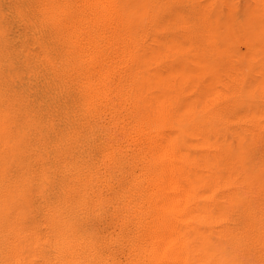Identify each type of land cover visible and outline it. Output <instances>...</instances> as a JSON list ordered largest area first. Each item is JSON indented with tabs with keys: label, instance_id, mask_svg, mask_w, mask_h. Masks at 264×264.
Returning a JSON list of instances; mask_svg holds the SVG:
<instances>
[{
	"label": "rangeland",
	"instance_id": "rangeland-1",
	"mask_svg": "<svg viewBox=\"0 0 264 264\" xmlns=\"http://www.w3.org/2000/svg\"><path fill=\"white\" fill-rule=\"evenodd\" d=\"M6 1L7 2H5V0H0V2H3V3H0V17L2 16L1 12L7 7L5 5H8V0ZM118 1L119 0H110L109 2L111 3V6L109 10H107L106 12L100 13V14L99 13L95 14L93 18L91 17V26H92L91 28L94 29V32L92 29L90 38H92L94 42H100L98 43L100 47H97L95 49L97 51V52L95 51V54L97 55L100 52L107 57L109 56L108 54H110V56L112 55L111 58L109 56L107 59L108 68L106 69V71H102L101 73V77H104V78L106 77V80H105L106 83L104 84L105 85L107 84V86L105 85L103 86L102 88L103 90L99 96H100V99L103 100V102L105 100L106 107L104 105H102V107L100 106L98 108L99 111H96V113L101 114L100 116L102 117V119L103 118L109 119L107 117L113 116L112 114H114V117L117 116L118 114H119L118 116L124 115L123 119L129 122L131 119H128L129 121L125 119L128 111L126 112L127 109L124 108V106L126 105L128 106L129 100L125 102L126 99L124 96L130 87L137 88L136 82L138 81L140 83L139 84L137 82L138 85L147 84L146 86L149 92H151L153 97L157 100V103H159V106L162 107L166 103L167 106L166 107L163 106L164 108L162 107L160 109L161 110L166 109L167 110L166 112L168 113L170 118H168L169 116H167L165 113L164 115L166 116L165 117L166 120L163 119L164 117L162 118L163 115L161 116L160 121H158V117H157L156 120L158 122H156V120L154 119L152 120L144 119L145 121L148 120L149 122L148 123L147 121L145 122L143 120V114H142V116H140L139 118L142 119L143 122L140 119L139 120L135 119L136 121L131 120L130 122L133 123L134 121L135 124L131 123V125L130 124L128 125H130L131 127L132 125H134V127L136 126L137 128L132 127V130H131V127L128 126L130 128V131H128L129 129L127 130V132L126 130L124 131L123 137L128 138L129 135H130L129 137H131L129 139L123 138V140H121L123 151L125 153L124 158H127L126 152L127 154L129 153L128 157L130 158L129 159L123 158L122 160L123 164L121 163V167H116L114 164L112 165V163H109V161L107 160L104 162L105 164L103 165L102 163L96 162L94 165L88 166L87 163H82V162H86L85 160L82 161L78 159V162H77L75 161L77 160L76 158L72 157L73 159H71V157H67L66 159L67 163L69 164L70 163L72 164L73 162H76V163H74L72 167L70 164L71 168H66L68 169L69 177L64 176L65 179L63 178V181H62L58 177V174L54 173L51 165L47 166L46 164H43L44 167L41 168L43 165H37L35 161L31 163V162L26 161L27 159H25L23 162L22 158H19L21 156L19 155L21 151L18 150L19 148L16 147L15 144H14L15 146H13V142L10 141L9 136L7 135L9 132H11L12 134L11 137L17 136L18 137L17 139H20L22 145L26 147L25 151L30 149L31 145L34 144L32 134L34 133L35 135L39 136V129H41V126H39V123H35L37 120L35 119L34 116L31 115V111L28 112V110H23V109H22L23 111L22 110H20V112L18 111L17 113L18 117L19 116L21 117L23 114V120L20 122L18 121L20 120V117L19 119H17L18 117L14 114V111L11 112L9 109L7 110L5 106L0 107V110H1L0 111V123H2V125L0 124L1 125L0 126V149H1L0 150V165H2L0 167V192H1L0 193V227L2 226L0 228V264H8L10 257L13 255V252L15 250H19L21 252L23 260L25 261L35 260V258L38 259V256L40 254V248H44L45 244L49 243L47 242V240H50L51 236L57 239H60L61 237H65L66 240H69V241L74 240L75 243L79 245L85 244V241L88 240L87 238H90V237L93 238L95 231L98 230L97 223L99 222V219L100 221H104L103 215L106 214L107 210L109 209L108 207H112V205L114 206L115 203L116 204L118 203V200L116 197L119 196V193L121 191L117 189L118 182L120 180L119 176H121V172L128 171V173L124 172V180H123V181L126 180L125 183L128 182L126 183L128 184L127 187H129V185L133 184L134 182H140L141 181L140 177H143L146 173L148 174L150 173L147 171L154 170V172H156L158 170L159 172V168H157V166H159L158 159L160 158V155L158 154L160 152L163 153L164 151L166 152V155L167 154L169 155L170 153L171 155V156L169 155L170 157H174V156L178 157V158L174 157L175 158L174 161L177 160L176 161L177 163L174 162V166H177L179 162L181 165L179 164L178 165L179 167L177 166L179 170L176 168L177 171H174L173 173H171L172 178L170 179V181H168V183L170 182L171 183L168 184L165 181L166 186L164 183L163 185L166 188L167 185L175 184V186L174 185L173 186L175 187L176 192L174 189V191L172 190L174 193L173 192L172 193L174 194L176 198L179 197L182 200V201L181 200L179 201L180 204H178V212H180L183 206H184L183 208H185L186 206L185 200H188L186 202L187 206L191 205L192 208L187 207L189 212H187L188 214L186 213L187 215L185 216L189 220L185 217L187 219L186 221L187 224L186 222L183 224V221H182L183 219H181L183 216L179 215L180 219L178 218V216H176V219H179L180 222H178L179 220H173V225L175 226V228L174 227L169 228V227H166V225H168L169 223L166 224V223H163L162 221L159 222L157 217H155L156 215L153 216V214L157 213V210L155 211V208H153L154 210H152V207L154 206H152L153 203H151V201L149 200V197L150 199L152 198L151 197L152 193L150 192H152V190L154 189L155 191L156 189L161 190L164 187L160 188L161 187L160 186L158 188L156 184L158 183L159 185H162V184L160 182L157 183L156 181H154L156 178L155 174L152 173L154 176L152 174L151 175L149 174L151 177L148 174H146L149 177L148 176H144V177L145 178L147 177L148 179L151 178L154 181V186L156 185L157 187L155 186L156 188L154 187L152 189L151 186L153 185V181L149 179V181H151L150 182L152 184L151 185L149 184V181L147 178H146L147 180L144 177H143L144 179L141 178L143 179V181H146V184H148V186L151 185L149 188L148 186L143 184L145 186V189L143 188L144 186L142 188L144 189L145 192L142 191L143 193L141 196L142 197L144 196V199H141L142 197L139 198L143 201V202L141 201L142 203L140 202L142 206L141 209L144 207L145 210L143 212L147 210L146 211L147 213L146 212L145 214L141 213L140 214L141 216L137 220L130 221V223H128L129 225L127 224L125 228L124 237L126 238L125 241L127 244V249H126V254L124 255V257L127 259L125 260L126 264H136V262L138 261L134 259L132 260L133 252L134 250L136 251L135 248H139L141 251L145 253V254L142 253L138 249L139 252L142 253V254L140 253V260H143L142 262L143 264H147V263L148 264H154V263L160 264V262H158L160 258L156 257L155 254L157 252L158 254H160L159 252L160 249L158 247L160 244L158 243H161V242L167 243L166 239H169L168 241L171 244H174L176 240H179L181 242V245L187 244V246L184 245L185 248H182V249H181L182 246L181 247L179 246L180 245L179 241H177L176 244H174V245L179 244L178 248L180 247V250L184 249L183 250L184 254L188 256L187 261H185L183 264H244L245 262H246L245 264H264V203H261V202H264V160H262L264 159V145H262V143H264V96H262L264 95V72H262L264 71V52H262L264 51V44H261V43H264V38H262L264 37V34H262V31H259V29L264 28V23H261V21H264V19L261 18V15H264L262 14V12H264V0H258V1L256 0L258 4L256 1L253 2L251 0H237L236 3H235L236 0H219V1L215 0L216 2L214 0H197V1L196 0H180V2L178 0H141V1L140 0H122L121 3L120 1L119 2ZM195 1L197 3L199 1L200 2L197 4ZM211 1L213 5H211L212 4ZM194 3L197 4V5L195 4L196 6H199V9L198 7L193 5ZM215 3L217 4L220 3V4L218 6ZM254 3H256V5ZM259 3H260V6H259ZM189 4H190V7H189ZM234 5H237L238 7ZM253 5L257 7L256 9L259 11V13L261 12V14H258V15L256 14L257 11H254L256 9L253 10ZM191 7L192 8L194 7V8L192 9ZM195 7L198 9V12L205 11L204 15H203V12L202 13L199 12L200 14L203 15V17L202 15L200 16V14L197 12ZM235 7L236 8L240 7V9L235 10ZM176 8H177V11H176ZM206 8H208L209 11ZM221 9L223 13L225 12L224 17H221L223 16ZM210 10H212V12H210ZM191 11L194 12L196 16L199 14L198 17L200 16L201 18H198V17L194 18L195 15H192ZM234 12L238 13V15L237 16L234 15ZM189 14L192 15L193 18ZM206 14L212 15V16H209L212 18L210 19L208 15L205 16ZM259 15L260 17H257ZM189 16L191 18H189ZM204 17H207V18H204ZM230 17H231V20L229 19ZM258 18H261L262 20L261 19L258 20ZM190 19H192V22L194 20V23L197 24L195 25L194 23H192V25L194 24L195 27L191 25ZM204 19L206 20V23ZM97 24H100L99 28H101V31L96 29V27H98ZM186 24H189L191 26L187 25L186 27ZM201 24L204 26H201ZM234 24L235 25L237 24V26H234ZM239 24L243 25V26H240L241 28L242 27L246 28V29L245 28L243 29L245 33L240 30L241 28L239 27ZM181 25H182V28H181ZM230 26H232L233 28ZM237 27H239L240 29ZM177 28H180V30L179 29L177 30ZM202 28H204V30ZM232 29H234V31L236 30L239 32V35L236 34L238 32H235L237 37H234L235 34L233 33L234 31L232 32ZM188 30H193L194 32L188 31ZM95 31H96V34H95ZM258 31L260 32L262 36L257 33ZM151 32H154V33H151ZM195 33L196 34L198 33L197 34L198 37ZM199 33L200 34L202 33L205 36L200 35L199 37ZM232 33H233V37L237 40V41L233 40L232 43L234 42L233 45L235 47H238L239 50H241L239 51L241 55L238 52V49L235 48L230 42L232 39H234L232 37ZM257 36H258V39L260 38L261 40H258ZM238 37H241L242 40L240 38L238 40L237 39ZM26 39L25 37H23V39H21L22 41H20L21 43L18 44V47L15 50V53H13L15 54L14 60L12 57H7L8 55L6 54L5 56H3L4 59L0 60V76L7 77L6 81L8 80V78H12L17 83L23 84L24 79H26L27 76H29V73L33 71L34 69V67H32L33 61L40 54L41 48L39 47V45L35 44V42L29 40V38L28 40ZM254 39L257 40V42H254L255 41ZM205 41L206 42L208 41V42L203 44V42ZM240 41H243V42H240ZM227 43L229 46L227 45ZM229 43L231 44V46ZM242 43L245 46L242 45ZM163 44H164V48H163ZM160 45H162V47ZM224 46L225 48L228 47V49H230L232 46L233 48L227 52L226 50L228 49L221 50L224 48ZM206 47L208 48L206 49ZM160 49L164 50L162 51L164 53L163 58L159 56L160 54L159 52H161ZM233 50H236L239 54L237 55V52H232L233 55H231V51ZM36 51L38 52L35 53ZM222 51L223 53H226V54L228 53L226 56H228L229 54L230 55L226 57L225 54H221ZM208 52H211V53L209 54ZM221 55H223L226 58H230V59L233 58L232 56H235V60L234 58L232 59V61H230V59L221 58L222 59L221 61L220 59ZM239 55L240 57L243 56V58L241 59ZM164 57L166 58V61ZM255 57L258 59H255ZM236 58L237 59L240 58L238 60H240L241 62L238 61ZM253 58L254 60L253 62H251L252 61L251 59ZM16 59H18L19 62H17ZM223 59H225V61ZM219 60L221 61L222 64H224L225 68L226 67L229 68L231 67L230 65H232L231 67L232 69L229 68L231 69V71L228 70L226 72L228 68L225 69L223 65H221ZM227 60H229L232 63L229 64L230 62ZM247 61H250V62H247ZM225 64H229V66H226ZM132 65L134 66V69L135 68L139 69L137 71H140L141 69L140 71L141 73L135 70L136 75L134 76H136V79H134L135 77L132 75V73L135 74V72L132 71L134 70ZM234 65L236 69L234 68ZM255 66H257V69ZM131 67L132 69H130ZM218 67H220V69ZM115 68H117L116 71H115ZM221 69L223 71H220ZM224 71H225V76L227 75L226 73H229L230 71L227 77L231 73L232 74L229 77L235 76L233 80L231 77L230 79L231 81H234V79L238 77L236 80L237 82L238 81L239 82L237 83L235 80L237 85L235 84V82H229L230 80H227L229 78L224 76ZM234 71L239 72V74ZM2 72H5L6 76L1 75ZM27 72L28 74H26ZM137 73L140 75H137ZM125 79L127 80L125 81ZM129 81H131V83ZM0 83H2V80L0 81ZM227 84L229 87L227 86ZM239 84H240V87H238ZM193 86H196V87H193ZM138 88H139L137 89L138 93H137V90L134 91L135 94H138L136 98L140 95L142 91V89L140 88H143V87L138 86ZM234 88H236L235 92H233L234 90L233 91L231 90ZM117 89L119 90V93ZM224 89H228L230 93H228V90L225 91ZM237 89H240V90H237ZM223 91H225L226 93ZM216 92L217 93L219 92V93L216 95L215 94ZM230 94L232 95V97ZM214 95H215V98L213 97ZM176 96L179 98H176ZM216 96L220 98V100L217 99ZM123 98H124V101H123ZM223 98H225V100ZM128 99L130 98L128 97ZM212 100H214V102H218L222 100L221 103L222 102L223 103L222 104L220 103L221 104L220 105L218 102V106H216L217 103L216 104L214 103L216 106L214 109ZM210 103H211V106L213 107L209 105ZM208 106L209 108H211L210 109L211 111L209 110ZM203 108H206V109L204 110ZM257 108H259L260 110ZM168 110L171 111V113ZM119 111L120 112L122 111L121 112L122 114ZM105 115H107V117ZM14 116H16V118ZM121 116L119 117L120 119L122 118ZM1 118H3V121ZM116 118L117 120H120L118 117ZM237 119L241 124H239V122H236ZM241 119H243L242 121L245 123V125L243 122L240 121ZM161 120L165 121L166 123H164ZM247 120L248 121L250 120L249 124ZM13 121H16V122H13ZM137 122L143 125L141 126ZM154 122L157 126H160L161 124H165V127L167 126L166 134L169 135V138L167 141L159 139V141L156 142L157 145L152 144L153 143L152 141H151V144H147V143H150L148 142L150 141L149 140L150 138L143 135L147 133L150 134V131L152 130L150 127L154 126ZM172 122H174V124ZM236 123L239 125H236ZM144 124L147 125L146 129L143 128L144 126L146 127V125ZM149 124L151 126H148ZM241 125H242V128H241ZM251 125H253L254 127ZM138 127L140 129V132L138 131L139 130ZM155 127L153 128L156 129ZM7 128L9 129V131ZM135 129L136 130L138 129L137 130L138 133L137 132L134 133L136 131ZM143 129L145 131H143ZM3 132H4V135H3ZM125 132L127 133V135ZM130 133H132V136ZM140 133L143 135L144 138L141 136ZM138 134L140 135V139L143 140V141L139 140V142H142L140 144L141 146H144L146 150L144 149V147L143 148L141 147L140 149L141 150L143 149L142 150L143 152L149 151L146 153H150L151 157L153 156V154L154 156L155 154L159 156L158 159H157L158 156L152 157V159L154 158L155 160H157L156 161L157 163L155 162V160H152L154 162L153 166H151V164L153 163L149 161L151 159H148L149 158L148 154L144 153L145 155H143V152L139 149L140 151L138 150V154L139 152H141L142 154L141 155L139 154V157H138V154L137 155L135 154L136 151L133 150L134 149L133 145L135 144L134 143L132 144V141L131 143H129V140L130 139L132 140L133 135H138ZM151 138L153 140H156L157 136L155 137L151 136ZM170 140L171 142L168 143V141ZM39 141H41V139ZM164 142H167L168 144ZM170 143H172L173 146H171ZM158 144L160 147H158ZM163 144H167L169 147L171 146L175 151V152L173 151L175 155L172 156V154H174L173 152H169L168 150L166 151L167 148L165 149L166 146L163 147L164 146ZM201 144L204 145V148H201L203 147ZM151 145H153L155 149ZM130 146L132 148H130ZM199 146L201 147L199 148ZM3 148H5L7 151L12 152V154L17 155L15 156L17 157L16 158L17 162L22 163L23 166L24 165L27 166V167L24 166L25 168L24 172L26 170L25 173L23 172V170H22L23 173L21 174L15 171L16 179L11 178L12 176L8 177L9 171H6L4 166L6 165V160L10 161V158L3 154L2 152ZM108 148L106 147V150L104 151L102 150V153L105 155L114 156L116 152L118 151V148H116L115 146H110ZM156 149L159 150L160 152L158 151L159 153L158 152L156 153L157 151ZM130 150H131V153L133 152L132 154H135L133 155L134 156L133 160H132V155L130 154ZM171 150L172 149H170V151ZM152 151L153 152L155 151V152L153 153ZM151 153L153 154L151 155ZM10 157H13V156H10ZM161 158H163L162 155H161ZM164 158H166V156ZM79 160L82 162H80ZM127 161L131 167L133 165L132 169L129 165L128 166L125 165ZM136 162H138L139 164ZM140 162L144 165L145 169L148 168L147 171L143 168H140L141 167ZM148 162H150L149 163L150 165L148 164ZM29 163L31 164L29 165ZM61 163H59V165L62 167ZM67 163L65 162V164ZM146 163H147V166H146ZM135 164L139 165L140 167L138 166L137 168V165L135 166ZM97 165L99 166V168L97 167ZM134 166L136 169L134 168ZM150 166L152 168H150ZM125 168L127 170H124ZM139 168H140V171L138 170ZM129 169H131V171ZM34 170L36 173L34 172ZM143 170H145V172ZM142 171L144 173L142 174L139 173ZM178 171L181 173L179 174ZM135 172H138V173H135ZM158 172H156V175H159ZM68 173L66 172V175ZM130 174H132L133 176ZM135 174L137 175L140 174L139 178L131 179L130 176L134 177ZM18 175L20 178L18 177L19 179L17 180ZM161 175L163 176L161 180L166 177L164 176L163 173ZM153 177L155 178L153 179ZM1 178L3 179V181H1ZM55 178L57 182L59 180L61 184H64L63 189L62 187L61 189L59 188L61 184H58L57 187H55L57 184V182L55 183L56 181L54 180ZM67 179H69L70 182H68L69 180ZM159 180L160 179L158 178V181ZM5 181L7 182L9 181L8 184H6L7 182ZM26 182H27V186L25 184ZM36 182L38 183L36 184ZM73 182L75 183L73 184ZM212 183H213V186H211ZM219 184L221 187L217 186ZM65 186H68V187L65 188ZM127 187H126V191L128 190ZM216 187L219 189L216 190ZM55 188H57V190ZM184 188L187 191H184L183 190ZM53 189L54 191L56 190L55 194L58 192L56 195L53 193ZM244 189L246 192L244 191ZM61 190L63 191L60 192ZM160 190H157V191L160 192ZM181 190L187 193V196H184V198L182 196L184 192L181 193ZM168 191L171 192V189L167 190V192ZM214 191H215V196L213 195ZM3 192H5L4 195H3ZM157 193H153L152 195L156 197V195H158ZM128 196H127V200L129 198ZM158 197L160 196L158 195L155 198L157 202H158V199H157ZM189 197L191 198L190 200H189ZM118 199H120V197H118ZM153 199L151 200L153 201ZM190 201L195 202V203L190 204L189 203ZM126 203L129 204L128 201H126ZM34 204H36L35 207H34ZM128 204H126V206ZM145 205L148 209L145 207ZM240 205H242L243 207ZM35 211L37 212V214ZM148 211L150 212L148 213ZM239 211H241V214ZM236 212L238 213L236 214ZM149 214L151 218L148 217ZM233 215L236 216V218L238 217L239 219L235 220L236 218H233ZM238 215L244 216V218ZM143 216L145 217L142 218ZM227 216L229 217L228 219H227ZM154 217H155V220L157 219L156 221H158V224H155L156 221L151 222L152 220H154ZM202 218H205L206 220H203ZM230 219L233 221L231 222ZM243 219H246V220H243ZM139 220L141 222H139ZM241 220L242 222L240 223L239 221ZM205 221L209 226L205 223ZM211 221L212 223L210 224ZM244 221L246 224L244 223ZM215 222L218 225V228ZM151 223L155 225H151ZM185 224L189 225V227L185 226ZM152 226H155V227H152ZM140 227H142L144 230H145V227H147L146 229L148 230H145V231H148V233L144 232L143 229ZM17 228L21 230V232ZM150 228L153 229L152 234L155 233L153 236L150 232L151 231ZM23 231H25L26 234H23ZM164 231H165V234H164ZM30 232H32L33 234ZM149 232L152 236V237L149 236L150 240H153V242L148 240ZM166 232H168L167 237H165L167 234ZM138 233L140 234V236L142 234L144 236H141L142 238L140 239L139 238L140 236ZM161 233H163V235ZM237 233L239 234V236ZM197 234H199L200 236ZM217 235H219L220 237ZM240 235L243 237H241ZM234 236L240 237L237 239L242 240V242L240 243V241L238 240L236 241L235 240L236 238ZM232 237L235 238L234 239L236 241L235 243H234V240L232 241L233 239ZM143 238H146V240ZM163 238H165V242L162 241ZM176 238H179V239H176ZM129 240H131V242ZM13 241L15 242V244H13L14 243ZM148 241L150 243H148ZM172 241L174 242L172 243ZM230 241H232V243ZM132 242L134 244H132ZM228 243L230 244L228 245ZM152 245H154L155 247ZM230 245L232 246L234 245V246L230 247ZM156 246H157V249L159 250L156 249ZM238 248L239 249L241 248L243 253L241 249L237 250ZM155 249L157 250L156 252H155ZM144 250L147 252L150 251V253L149 252L146 253ZM131 251L133 252L131 253ZM7 252H9V254ZM150 254H153L154 257L158 259V261L155 260L153 255H150ZM140 260H139V263L142 264ZM139 263L137 262V264ZM177 264H180V263H177Z\"/></svg>",
	"mask_w": 264,
	"mask_h": 264
},
{
	"label": "bare ground",
	"instance_id": "bare-ground-1",
	"mask_svg": "<svg viewBox=\"0 0 264 264\" xmlns=\"http://www.w3.org/2000/svg\"><path fill=\"white\" fill-rule=\"evenodd\" d=\"M110 0H8V5H5L7 6L2 12V16L0 17V60L1 59H4L3 56L8 55L7 57H12L13 60H14V57H15V50L17 49L18 47V44L21 43L20 41H22L21 39H23V37H25V39L28 37L29 40L35 42V44L39 45V47L41 48V51H40V54L37 56V58L33 61V66L34 69L33 71H31L29 73V76H27L26 79H24V82L23 84L21 83H17L16 81H14L12 78H8V80L6 81V78L7 77H2L0 76V81L2 80V83H0V107H3L5 106L7 108V110L9 109L11 112L14 111V114L18 117V111L20 112V110H28L31 111V115L35 117V119L37 120L35 123H39V126H41V129H39V136L35 135L34 133L32 134V137H33V141H34V144L31 145V148L28 149L27 151L26 150V147L24 145H22L20 139H17L18 137L17 136H12L11 132H7L8 136H9V139L11 142H13V146L16 145V147H18L19 151H21L19 153V155H21L19 158H22L23 162L25 159H27L26 161L28 162H36L37 165H43V164H46L47 166H52V169L54 171V173L58 174V177L63 181V178L64 176H67L69 177V173H68V169L66 168H71L72 165L76 162H73L71 164V167H70V164L67 163L66 159L67 157H71V159H73L72 157L76 158L78 162V159L80 160H85L86 162H82V163H87L88 166H91V165H94L96 162L97 163H102L105 164L104 162L107 160L109 161V163H112V165L114 164L116 167H121V163H122V160L124 158V151H123V147H122V144H121V140H123V138H127V137H123V134H124V131L127 130L130 131V128L128 126L131 125L132 122H130L131 120H139L140 116H142L143 114V120L144 119H154L156 120L157 117H158V121H160V118L162 116V118L164 120H166V116L164 115L166 113L167 116L168 113L166 112L167 110L166 109H160L162 108L163 106H167L166 103L161 107L159 106V103H157V100L153 97V95L151 94V92H149L148 88H147V84H143V85H138L137 84V79L136 81V85H137V88L136 87H130L128 89V91L126 92L125 94V102L127 100H129V104L128 106H124L127 112V116L125 119H131L129 122H127L126 120L123 119V116H121L122 120L119 118L120 116H115L114 117V114H112L113 116H109L107 117V115H105L107 118L109 119H102V117L100 116L101 114H97L96 111H99L98 108L102 105L105 106V100L103 102V100L100 99V93L102 92V88L103 86L105 85L104 83L105 80H106V77H101V73L102 71H106V69L108 68V64H107V59L108 57L110 56V54H108L109 56H105L104 54L100 53L99 54H95V49L97 47H100V45L98 43L100 42H94L92 38H90V34H91V30L93 28H91V17L93 18L95 16V14H100V13H103V12H106L107 10H109L110 6H111V3L109 2ZM120 3L122 0H119ZM118 1V2H119ZM141 1V0H140ZM180 2V0H178ZM197 1V0H196ZM195 1V2H196ZM215 1V0H214ZM219 1V0H218ZM217 1V2H218ZM251 1H256V0H251ZM258 1V0H257ZM256 1V2H257ZM5 2H7L5 0ZM200 2V1H199ZM198 2V3H199ZM216 2V1H215ZM237 2V0L235 1V3ZM252 2V3H253ZM0 3H3V2H0ZM149 3V2H148ZM197 3V2H196ZM194 3L193 5L196 6L197 4ZM212 3V1H211ZM6 4V3H5ZM152 4V3H151ZM196 4V5H195ZM217 4V3H215ZM220 4V3H219ZM219 4H217L219 6ZM256 5V3H254ZM258 4V2H257ZM213 5V3L211 4ZM255 5H253V10L256 9L257 7H255ZM151 6V5H150ZM192 6V5H191ZM234 6H237V5H234ZM258 6V5H257ZM259 6H260V3H259ZM4 7V6H3ZM189 7H190V4H189ZM198 7L199 9V6H196ZM195 7V8H196ZM212 7V6H210ZM238 7V6H237ZM255 7V8H254ZM192 8V7H191ZM194 8V7H193ZM192 8V9H193ZM215 8V6H214ZM221 8V7H220ZM169 9V8H168ZM172 9V8H171ZM198 9L196 8L197 12H198ZM208 10V8H206ZM212 9V8H210ZM236 9H240L239 8H236L235 7V10ZM148 10V9H147ZM173 10V9H172ZM214 10V9H213ZM225 10V9H224ZM260 10V9H259ZM176 11H177V8H176ZM190 11V10H189ZM194 11V10H193ZM209 11V10H208ZM222 11V9H221ZM254 11H257L256 14H261V12L259 13V11L256 9ZM261 11V10H260ZM188 12V11H187ZM199 12H203V15L205 14L204 12L205 11H199ZM198 12V13H199ZM210 12H212V10H210ZM238 12V11H236ZM109 13V12H108ZM190 13V12H189ZM196 13V12H195ZM197 13V14H198ZM223 13V11H222ZM221 13V15H222ZM225 13V12H224ZM224 13H223V16L221 17H224ZM106 14V13H105ZM141 14V13H140ZM157 14V13H155ZM191 14L192 15H195V17H198V14L196 16V14H194V12L191 11ZM262 14H264V12H262ZM190 15V14H189ZM192 15H190L192 17ZM202 14H200L201 16ZM202 15V17H203ZM212 16V15H209V14H206L205 16ZM232 15V14H231ZM234 15H238V13H235L234 12ZM233 15V17H234ZM143 16V15H142ZM175 16V15H174ZM189 16V18H191ZM198 17V18H201V17ZM229 16V15H228ZM176 17V16H175ZM257 17H260L257 16ZM188 18V20H189ZM193 18V17H192ZM204 18H207V17H204ZM210 19L212 17H209ZM208 18V19H209ZM261 18L264 19V15H261ZM261 18H258L261 19ZM106 19V17H105ZM161 19V18H160ZM226 19V18H225ZM231 20V17L229 18ZM261 19V20H262ZM134 20V19H133ZM154 20V19H153ZM172 20V19H171ZM175 20V19H174ZM197 20V19H196ZM195 20V21H196ZM205 20V19H204ZM222 20V18H221ZM234 20V19H232ZM101 21V20H100ZM103 21V20H102ZM164 21V20H163ZM173 21V20H172ZM191 21V25L192 23H194V20L192 22V19H190ZM200 21V20H199ZM7 22V23H5ZM126 22V21H125ZM176 22V21H175ZM174 22V23H175ZM189 22V21H187ZM208 22V21H207ZM210 22V21H209ZM236 22V21H234ZM243 22V21H242ZM100 23V22H99ZM102 23V22H101ZM147 23V22H146ZM200 23V22H199ZM204 23V22H203ZM202 23V24H203ZM205 23H206V20H205ZM221 23V22H220ZM261 23H264V21H261ZM124 24V23H123ZM141 24V23H139ZM162 24V23H161ZM179 24V23H178ZM177 24V25H178ZM195 24V23H194ZM194 24L192 26H194ZM201 26H204L202 25ZM238 24V23H237ZM237 24L234 26H237ZM241 24V23H240ZM239 24V27L240 26H243V25H240ZM258 24V23H257ZM256 24V25H257ZM98 27H96L97 30L101 31V28H99V25L100 24H97ZM106 25V24H105ZM104 25V26H105ZM167 25V24H166ZM180 25V24H179ZM187 25L189 24H186V27ZM189 25V26H191ZM197 25V24H195ZM200 25V24H198ZM206 25V24H205ZM209 25V24H208ZM211 25V24H210ZM111 27V25H110ZM164 27V26H163ZM171 27V26H170ZM178 27V26H177ZM195 27V26H194ZM200 27V26H199ZM198 27V28H199ZM232 27V26H230ZM237 27V28H239ZM99 28V29H98ZM124 28V27H123ZM176 28V27H175ZM181 28H182V25H181ZM205 28V27H204ZM204 28H202L204 30ZM233 28V27H232ZM241 28V27H240ZM239 28V29H240ZM245 28V27H244ZM243 27L240 29L241 31L244 32V29ZM261 28V26H260ZM95 29V30H96ZM152 29V28H150ZM180 30V28H177V30ZM201 29V28H200ZM246 29V28H245ZM264 29V28H262ZM262 29H259V31H262V34H264V30ZM202 30V31H203ZM152 31V30H151ZM188 31H193V30H188ZM187 31V32H188ZM234 31V29H232V32ZM240 31V32H241ZM257 32L259 35L260 32ZM93 32H94V29H93ZM175 32V31H173ZM194 32V31H193ZM197 32V31H196ZM235 32H238V31H234L233 33L235 34ZM151 33H154V32H151ZM191 33V32H190ZM233 33H232V37H233ZM245 33V32H244ZM95 34H96V31H95ZM124 34V33H123ZM127 34V33H126ZM178 34V33H177ZM176 34V35H177ZM196 34V33H195ZM198 34V33H197ZM196 34V35H197ZM237 35H239V32L236 33ZM235 34V35H236ZM144 35V34H143ZM188 35V34H186ZM192 35V34H191ZM190 35V36H191ZM195 35V36H196ZM200 35L202 36L203 34L199 33V37ZM234 37H237V35ZM241 35V34H240ZM244 35V34H243ZM257 35V34H256ZM27 36V37H26ZM157 36V35H156ZM163 36V35H162ZM184 36V35H183ZM205 36V35H203ZM262 36V35H261ZM176 37V36H175ZM186 37V36H185ZM192 37V36H191ZM194 37V36H193ZM198 37V35H197ZM231 37V38H232ZM233 37V38H234ZM260 37V36H259ZM28 38L26 40H28ZM122 38V37H121ZM159 38V36H158ZM204 38V37H203ZM227 38V37H226ZM239 38L242 40L241 37H238L237 39L239 40ZM247 38V37H245ZM264 38V37H262ZM150 39V38H149ZM165 39V38H164ZM198 39V38H197ZM201 39V38H200ZM256 39V37H255ZM254 39V40H255ZM257 39H258V36H257ZM226 40V39H225ZM233 40H236L235 38L232 39L230 42L231 44L233 45L232 41ZM253 40V41H254ZM258 40H261L260 38ZM193 41V40H192ZM197 41V40H196ZM201 41V40H200ZM214 41V40H213ZM237 41V40H236ZM198 42V41H197ZM208 42V41H207ZM206 41L203 42L204 43H207ZM239 42V41H238ZM237 42V43H238ZM240 42H243V41H240ZM254 42H257V40H255ZM32 43V42H31ZM110 43V42H109ZM120 43V42H119ZM196 43V42H195ZM236 43V42H235ZM246 43V42H245ZM198 44V43H197ZM230 44V43H229ZM230 44V46H231ZM239 44V43H238ZM241 44V43H240ZM261 44H264V43H261ZM111 45V44H110ZM228 45V43H227ZM242 45H244L242 43ZM162 47V45H160ZM159 46V48H160ZM208 46V45H206ZM229 46V45H228ZM234 46V45H233ZM233 46L228 49V47L221 49V50H224V49H228L226 50L227 52L230 51ZM245 46V45H244ZM235 47V46H234ZM158 48V49H159ZM163 48H164V44H163ZM208 47H206L207 49ZM238 49V52L241 51L239 50L238 47H235ZM119 49V48H118ZM121 49V48H120ZM156 49V50H158ZM236 49V50H237ZM161 50V49H160ZM212 50V49H211ZM236 50H233L231 51V55H233L232 52H237ZM120 51V50H119ZM164 51V50H161V52ZM38 51H36L35 53H37ZM97 52V51H96ZM110 52V51H109ZM115 52V51H113ZM121 52V51H120ZM159 52V51H158ZM161 52H159L160 54H162ZM207 52V51H206ZM237 52V55L240 53ZM258 52V50H257ZM264 52V51H262ZM260 52V53H262ZM105 53V52H104ZM111 53V52H110ZM209 54L211 52H208ZM107 54V53H106ZM158 54V53H157ZM162 58H163V55H160ZM179 54V53H178ZM207 54V53H205ZM221 54H225V56L228 54L226 53H222ZM235 54V53H234ZM254 54V53H253ZM141 55V54H140ZM230 55V54H229ZM228 55V56H229ZM241 55V53H240ZM239 55V57H240ZM35 56V55H34ZM112 56V55H111ZM110 56V58H111ZM115 56V54H114ZM169 56V55H168ZM190 56V55H189ZM223 55L220 56V59L221 58H226V57H222ZM256 56V55H255ZM141 57V56H140ZM208 57V55H207ZM211 57V56H209ZM235 60V56H232ZM231 57V58H232ZM259 57V56H258ZM11 58V59H12ZM33 58V57H32ZM116 58V57H115ZM119 58V57H118ZM128 58V57H127ZM168 58V57H167ZM232 58V59H233ZM241 59L243 58L240 57ZM238 58V59H240ZM252 58V56H251ZM165 61H166V58L164 57ZM214 59V58H213ZM226 59H230V58H226ZM232 59H230V61H232ZM237 59V58H236ZM237 59V60H238ZM255 59H258L255 57ZM261 59V58H260ZM111 60V59H110ZM114 60V59H113ZM225 61V59H223ZM236 60V61H237ZM250 60V58H249ZM253 62L254 58L251 59ZM17 62L18 59H16ZM122 61V60H121ZM120 61V62H121ZM126 61V60H125ZM162 61V60H160ZM159 61V62H160ZM220 61V60H219ZM222 61V59H221ZM220 61V63H221ZM229 61V60H227ZM226 61V62H227ZM229 61V62H230ZM240 61V60H238ZM237 61V62H238ZM260 61V60H259ZM258 61V62H259ZM128 62V61H127ZM139 62V61H137ZM156 62V61H154ZM153 62V63H154ZM241 62V61H240ZM247 62H250V61H247ZM257 62V63H258ZM261 62V61H260ZM4 63V62H3ZM126 63V62H125ZM161 63V62H160ZM224 63V62H223ZM232 62H230L229 64H231ZM235 63V61H234ZM118 64V63H117ZM128 64V63H127ZM134 64V63H133ZM158 64V63H157ZM167 64V62H166ZM229 64H225L226 66H229ZM238 64V63H237ZM236 64V66H237ZM2 65V64H1ZM30 65V64H29ZM221 65H223V67L225 68L224 64L221 63ZM249 65V64H248ZM257 65V64H256ZM133 66V65H132ZM155 66V64H154ZM152 66V67H154ZM164 66V65H163ZM232 67V65H230ZM252 66V64H251ZM31 67V68H32ZM111 67V66H110ZM222 67V69H223ZM229 67V68H231ZM256 69H257V66H255ZM128 68V67H127ZM156 68V67H155ZM220 69V67H218ZM228 67H226L225 69H227ZM227 69L226 72L228 70L231 71V69ZM234 68L236 69L235 65H234ZM262 68V67H261ZM24 69V68H23ZM117 68H115V71H116ZM132 69V67L130 68ZM133 69H134V66H133ZM158 69V68H157ZM163 69V68H162ZM220 70V71H223V70ZM109 70V69H108ZM135 70H139V69H134L132 71L135 72ZM161 70V69H160ZM234 70V69H233ZM251 70V69H250ZM2 71V70H1ZM141 71V69H140ZM140 71H137V72H140ZM229 71V73H230ZM241 71V70H240ZM247 71V70H246ZM234 72H237V71H234ZM250 72V71H249ZM248 72V73H249ZM264 72V71H262ZM141 73V72H140ZM223 73V72H222ZM229 73H226L227 75ZM239 74V72H237ZM236 73V74H237ZM21 74V73H20ZM28 74V72L26 73ZM112 74V73H111ZM232 74V73H231ZM230 74V75H231ZM251 74V73H250ZM1 75H5L6 76V73L5 72H2ZM23 75V74H22ZM132 75H136V72L135 74L132 73ZM137 75H140L137 73ZM207 75V74H206ZM227 75L225 76V71H224V76L227 77ZM229 75V76H230ZM235 75V74H234ZM118 76V75H117ZM221 76V75H220ZM223 76V77H224ZM227 77L229 79L227 80H230L231 77ZM239 76V75H238ZM254 76V75H253ZM108 77V76H107ZM115 77V76H114ZM136 79V76H134ZM139 77V76H138ZM206 77V76H205ZM235 76L232 77V80ZM245 77V75H244ZM169 78V77H168ZM173 78V77H172ZM238 77H236L234 79V81H229V82H235V80L237 79ZM110 79V78H109ZM243 79V78H242ZM240 79V80H242ZM20 80V79H19ZM121 80V79H120ZM127 79H125L126 81ZM132 80V79H131ZM168 80V79H167ZM244 80V79H243ZM21 81V80H20ZM250 81V80H249ZM108 82V81H107ZM131 83V81H129ZM172 82V81H171ZM170 82V83H171ZM221 82V81H220ZM219 82V83H220ZM237 82V80H236ZM235 82V84H236ZM239 82V81H238ZM237 82V83H238ZM244 82V81H243ZM135 83V82H134ZM139 83V82H138ZM165 83V82H164ZM168 83V82H167ZM245 83V82H244ZM133 84V83H132ZM140 84V83H139ZM163 84V83H162ZM200 84V83H199ZM230 84V83H229ZM233 84V83H232ZM234 84V85H235ZM134 85V84H133ZM132 85V86H133ZM222 85V83H221ZM237 85V84H236ZM107 86V84L105 85ZM139 87H143V88H140L142 89L140 95L136 98V96L138 94H135L134 91H136ZM156 86V85H155ZM172 86V85H171ZM228 86V84H227ZM225 86V87H227ZM158 87V86H157ZM156 87V88H157ZM193 87H196V86H193ZM224 87V88H225ZM229 87V86H228ZM240 87V84L239 86ZM236 87V88H238ZM233 88V87H232ZM231 89L233 92H235V89ZM113 89V88H112ZM183 89V88H182ZM194 89V88H193ZM170 90V88H169ZM176 90V88H175ZM225 91L228 90V89H224ZM237 90H240V89H237ZM107 91V90H106ZM118 93H119V90L117 89ZM168 91V90H167ZM223 91V92H225ZM105 92V91H103ZM220 92V91H219ZM218 92V93H219ZM240 92V91H238ZM137 93H138V90H137ZM217 92L215 93L216 95L218 94ZM221 93V92H220ZM226 93V92H225ZM228 93L229 90H228ZM110 94V93H109ZM224 95V93H223ZM231 95V94H230ZM239 95V93H238ZM241 95V94H240ZM258 95V94H257ZM260 95V94H259ZM105 96V95H104ZM135 96V97H134ZM174 96V95H173ZM179 96V95H177ZM176 98H179L177 97ZM184 96V95H183ZM264 96V95H262ZM128 97L130 99H128ZM166 97V95H165ZM215 98V95L213 96ZM217 97V96H216ZM226 97V96H224ZM232 97V95H231ZM239 97V96H238ZM246 97V96H245ZM257 97V96H256ZM136 98V99H135ZM222 98V97H221ZM247 98V97H246ZM261 98V97H259ZM258 98V99H259ZM135 99V100H134ZM209 99V98H208ZM213 99V98H211ZM217 99L220 100V98L217 97ZM225 100V98H223ZM222 99V100H223ZM233 99V98H232ZM235 99V98H234ZM248 99V98H247ZM252 99V98H251ZM255 99V98H254ZM171 100V99H170ZM221 100V101H222ZM250 100V98H249ZM123 101H124V98H123ZM172 101V100H171ZM209 101V100H208ZM213 101V106H211V103L209 104L211 107H213L215 109L216 106H218V102L219 104L221 103V101H218V102H214ZM118 102V101H117ZM165 102V101H164ZM175 102V100H174ZM262 102V101H261ZM102 103V104H101ZM108 103V102H107ZM116 103V102H115ZM170 103V101H169ZM216 106H215V104ZM223 103V102H222ZM221 103V104H222ZM163 104V102H162ZM174 104V103H173ZM220 104V105H221ZM225 104V103H224ZM125 105V104H124ZM161 105V104H160ZM181 105V104H180ZM172 106V105H171ZM224 106V105H223ZM222 106V107H223ZM106 107V106H105ZM176 107V106H175ZM180 107V106H179ZM164 108V107H163ZM173 108V107H172ZM178 108V107H177ZM199 108V107H198ZM202 108V107H201ZM207 108V107H206ZM206 108H203L204 110ZM209 108V106H208ZM207 108V109H208ZM251 108V107H250ZM101 109V108H100ZM103 109V108H102ZM211 108H209L210 110ZM218 109V108H217ZM223 109V108H222ZM256 109V107H255ZM259 109V108H257ZM22 110V111H23ZM165 110V111H164ZM171 110V109H170ZM208 110V111H209ZM219 110V109H218ZM260 110V109H259ZM1 111V110H0ZM102 111V110H100ZM104 111V110H103ZM169 111V110H168ZM211 111V110H210ZM224 111V110H223ZM226 111V110H225ZM120 112V111H119ZM122 112V111H121ZM120 112V113H121ZM171 113V111H169ZM186 112V111H185ZM188 112V111H187ZM228 112V111H227ZM130 113V114H128ZM205 113V112H204ZM224 113V112H223ZM13 114V115H14ZM116 114V113H115ZM122 114V113H121ZM216 114V113H215ZM104 115V113H103ZM175 115V113H174ZM188 115V114H187ZM224 115V114H223ZM240 115V114H239ZM5 116V115H4ZM16 116H14L16 118ZM160 116V117H159ZM173 116V115H172ZM13 117V119H14ZM20 117V116H19ZM19 117L17 119H19ZM118 117L120 120H117ZM186 117V116H185ZM170 118V116L168 117ZM2 121H3V118H1ZM136 119V120H135ZM240 119V118H239ZM16 120V119H15ZM23 120V114L22 116L20 117V120L18 121H22ZM142 121V119H140ZM148 120H146L148 122ZM150 120V121H151ZM173 120V119H172ZM236 120V119H235ZM234 120V121H235ZM243 119H241L240 121H242ZM133 121L132 124H135V122ZM145 121V120H144ZM145 121V122H146ZM156 120V122H158ZM163 121V120H161ZM169 121V120H168ZM250 121V120H249ZM249 121L247 120L248 124H249ZM11 122V120H10ZM13 122H16V121H13ZM140 122V121H139ZM143 122V121H142ZM164 123H166L165 121H163ZM170 122V121H169ZM236 122H239L238 119ZM9 123V122H8ZM138 123V122H137ZM149 123V122H148ZM152 123V122H151ZM174 124V122H172ZM244 123V122H243ZM242 123V124H243ZM2 125V123H0ZM10 124V123H9ZM8 124V125H9ZM32 124V123H31ZM130 124V125H128ZM139 125H141V123H138ZM137 124V126H138ZM153 124V123H152ZM160 124V123H159ZM170 124V123H169ZM232 124V123H231ZM239 124H241L239 122ZM236 123V125H239ZM257 124V123H256ZM0 125V126H1ZM143 125V124H142ZM141 125V126H142ZM146 125V124H144ZM162 125V127H161ZM160 126H157L154 122V126L156 129H154L153 127H150L152 130L150 131V134H143L147 137H149L150 143H146L147 144H151V141L153 142L152 144H156L157 141L160 140H164V141H167L168 138H169V135L166 134L167 130H166V127H165V124H161ZM164 125V127H163ZM233 125V124H232ZM245 125V123H244ZM254 125V124H253ZM251 125V126H253ZM7 126V125H6ZM12 126V125H11ZM28 126V125H27ZM148 126H151L150 124ZM250 126V125H248ZM13 127V126H12ZM128 127V128H127ZM131 127V126H130ZM132 127H134V125H132ZM132 127H131V130H132ZM254 127V126H253ZM252 127V128H253ZM11 128V127H10ZM127 128V129H126ZM134 128H137L136 126ZM142 128V127H141ZM143 128H147V125L146 127L144 126ZM149 128V127H148ZM236 128V127H235ZM240 128V127H239ZM241 128H242V125H241ZM251 128V127H250ZM8 129V128H7ZM139 129V127H138ZM137 129V130H138ZM168 129V128H167ZM262 129V128H261ZM136 130V129H135ZM134 130V131H135ZM133 131L134 133H138V131L140 132V129L138 131ZM188 130V129H187ZM201 130V129H200ZM225 130V128H224ZM252 130V129H251ZM6 131V130H5ZM9 131V129H8ZM143 131H145L143 129ZM148 131V130H147ZM125 132V133H126ZM153 132V133H151ZM259 132V131H258ZM257 132V133H258ZM26 133V132H25ZM29 133V132H28ZM256 133V134H257ZM129 134V133H128ZM131 136H132V133H130ZM141 134V133H140ZM3 135H4V132H3ZM127 135V133H126ZM125 135V136H126ZM143 135L141 134V136L143 137ZM261 135V134H260ZM130 136V135H129ZM131 138V137H129ZM152 137H155L157 136V139L156 140H153ZM219 136V135H217ZM30 137V136H29ZM141 137V138H142ZM222 137V135H221ZM144 138V137H143ZM142 138V139H143ZM260 138V136H259ZM258 138V139H259ZM41 139V141H39ZM147 139V138H146ZM201 139V138H200ZM257 139V141H258ZM126 140V139H125ZM140 141H143L140 139V135H133L132 137V140L130 139L129 140V143H131L132 141V144L134 143L135 145H133L134 147V151H136V155L138 154V150L144 146H141L140 143L142 142H139ZM232 140V139H231ZM260 140V139H259ZM25 141V140H24ZM114 141V142H113ZM145 141V140H144ZM155 142V143H154ZM171 142L168 141V143ZM232 142V141H231ZM159 143V142H158ZM164 143H167V142H164ZM167 143V144H168ZM261 143V142H260ZM15 144V145H14ZM146 144V145H147ZM162 144V143H160ZM167 144H163L166 149V151L168 150L169 152H173L174 149L171 147L173 146L172 143H170V147L167 145ZM232 144V143H231ZM109 145V146H108ZM157 145V144H156ZM202 145V144H201ZM262 145H264V143H262ZM110 146H115L116 148H118V151L116 152V154L114 156H111V155H105L102 153V150H106V147H110ZM153 147V145H151ZM203 147L199 146V148H204V145H202ZM259 146V145H258ZM261 146V145H260ZM29 147V146H28ZM158 147L159 144H158ZM209 147V146H208ZM262 147V146H261ZM130 148H132L130 146ZM154 148V147H153ZM198 148V149H199ZM145 149V147H144ZM155 149V148H154ZM158 149V148H157ZM156 149V150H157ZM163 149V150H165ZM170 149H172L170 151ZM1 150V149H0ZM109 150V148H108ZM114 150V149H113ZM132 150V149H131ZM131 150H130V154L132 155V160L134 159V156L135 154H132L131 153ZM132 150V151H133ZM141 150V149H140ZM139 150V151H140ZM143 150V149H142ZM141 150V151H142ZM146 150V149H145ZM162 150V151H163ZM176 150V149H175ZM128 151V150H127ZM159 150L156 151V153L158 152ZM202 151V149H201ZM213 151V150H212ZM2 152L4 155L8 156L10 158V161H7L6 160V165L4 166L6 171H9V175L8 177H11V178H15V171L18 172V173H23L24 172V166L27 167L26 165H22V163L20 162H17V155L15 154H12V152L10 151H7L5 148L2 149ZM107 152V151H105ZM114 152V151H113ZM143 152V151H142ZM146 152H149V151H146ZM146 152H143V155H145L144 153ZM153 152V151H152ZM155 152V151H154ZM153 152V153H154ZM160 152V151H159ZM158 152V153H159ZM165 152V151H164ZM164 152H160L158 155H160V158L158 155L151 153V155L153 154L154 157L158 156L157 159L159 161V166H157V168H159V172L158 170L156 172L159 173V175H156V172H154V170H151V171H147V163H146V168H144V165L142 166L140 164L137 165L135 164V166L137 165V168L138 166L140 168H143L145 169L147 172H150L149 174L151 175L152 173L155 174V177H153V179L155 178L154 181H156L157 183L160 182L162 185H159L156 184L158 186V188H162L164 187L163 183L165 184L166 186V183H168V181H170V179L172 178V174L174 171H177L176 168L177 166L180 164H177V166H174V156L175 155V151L173 152L174 154H172V156L174 157H170V153L169 155L167 154L166 155V152L164 154ZM214 152V151H213ZM253 152V151H252ZM260 152V151H259ZM258 153V152H257ZM24 154V155H22ZM107 154V153H106ZM114 154V153H113ZM129 154V153H128ZM127 154L126 152V156L127 158H124V159H129L130 157H128L129 155ZM139 154L141 155L142 153L139 152ZM139 154H138V157H139ZM148 154V159H151L149 160L151 163V166L154 165V162L152 160H155L154 158L152 159V157L150 156V153H146ZM164 154V156H163ZM161 155L163 158H161ZM257 155V154H256ZM10 156H13V157H10ZM166 156V158H164ZM260 156V155H259ZM30 157V158H29ZM151 157V158H150ZM169 157V158H167ZM255 157V156H254ZM258 157V156H257ZM262 157V156H261ZM15 158V159H13ZM29 158V160H28ZM137 158V157H135ZM147 158V157H145ZM178 158V157H176ZM182 158V157H181ZM184 158V156H183ZM164 159V160H163ZM257 159V158H256ZM261 159V158H260ZM5 160V159H4ZM264 160V159H262ZM63 161V162H62ZM68 164H65V162ZM137 161V160H136ZM143 161V160H142ZM147 161V160H146ZM157 160H155L156 162ZM182 161V160H180ZM184 161V160H183ZM62 162V163H61ZM135 162V161H133ZM145 162V161H144ZM148 162V164L150 163ZM27 163V162H26ZM29 163V165L31 164ZM59 163H61L62 167L59 165ZM138 163V162H136ZM157 163V162H156ZM177 163V162H176ZM184 163V162H183ZM192 163V162H191ZM123 164V163H122ZM139 164V163H138ZM100 165V164H99ZM126 166L129 165L128 161L127 163L125 164ZM150 165V164H149ZM148 165V166H149ZM181 165V164H180ZM184 165V164H183ZM2 165H0L1 167ZM69 166V167H68ZM124 166V165H123ZM130 166V165H129ZM134 166V168H135ZM150 166V168H152ZM189 166V165H188ZM191 166V165H190ZM251 166V165H250ZM15 167V168H14ZM32 167V166H30ZM37 167V166H36ZM39 167V166H38ZM44 165L41 167L43 168ZM97 167L99 168V166L97 165ZM131 167V166H130ZM179 167V166H178ZM234 167V166H233ZM232 167V168H233ZM236 167V166H235ZM74 168V167H73ZM106 168V166H105ZM133 168V165L131 167V169ZM140 168L138 169L140 171ZM197 168V167H195ZM11 169V170H9ZM30 169V168H29ZM33 169V168H32ZM47 169V168H46ZM45 169V170H46ZM49 169V167H48ZM128 169V167H127ZM126 168L124 170H127ZM131 169H129L131 171ZM136 169V168H135ZM134 169V170H135ZM178 169V168H177ZM200 169V167H199ZM226 169V168H225ZM23 170V172H22ZM121 170V169H120ZM142 170V169H141ZM145 170H143L145 172ZM150 170V169H149ZM179 170V169H178ZM227 170V169H226ZM232 170V169H231ZM47 171V170H46ZM133 171V170H132ZM139 172V173H144V172ZM26 172V170H25ZM24 172V173H25ZM35 172V170H34ZM66 172L68 173L66 175ZM126 172V171H124ZM124 172H121V176H119V182H118V188L120 191L119 193V196H117V200H118V203L114 204V206L112 205V207H108L109 209L107 210L106 214L103 215L104 217V221H100L99 219V222L97 223V228L98 230L95 231V234L92 237L90 238H87L88 240L85 241V244L83 245H79V244H76L74 240H66L65 237H61L60 239H57V238H54L51 236L50 240H47V242H49L48 244L46 243L45 244V247L44 248H40V254L38 256V259L35 258V260H29V261H25L23 260V257L21 255V252L19 250H15L13 252V255L10 257V260L8 262V264H126L125 260H127L124 255L126 254V249H127V244H126V238L124 237L125 234H124V231H125V228L127 226L128 223H130V221H134V220H137L141 215V213H144L143 212L145 210V208L143 207L141 209V203L143 202L141 199H144V196L142 197V191H144L145 189V186H148V184H146V181H143V179L145 178L144 176H148V175H144L143 177H140V180L143 182H134L133 184H130L129 187L128 182L125 183L124 180ZM161 172V173H160ZM179 172V171H178ZM233 172V171H232ZM17 173V174H18ZM36 173V172H35ZM123 173V174H122ZM128 173V171L126 172ZM125 173V174H126ZM130 173V172H129ZM135 173H138V172H135ZM157 173V174H158ZM164 174V176H166L165 178H163L161 180V178L163 177L161 174ZM181 172H179L180 174ZM152 174V175H153ZM6 175V174H5ZM34 175V174H32ZM36 175V174H35ZM128 175V174H127ZM132 175V174H130ZM140 175V174H139ZM139 175L135 174L134 177H131L130 178H134V179H137L139 178ZM149 175V176H150ZM37 176V175H36ZM41 176V174H40ZM129 176V175H128ZM133 176V175H132ZM148 176V177H149ZM154 176V175H153ZM161 176V177H159ZM176 176V175H175ZM19 175L17 176V180L20 178H18ZM126 177V175H125ZM151 177V176H150ZM178 177V176H177ZM227 177V176H225ZM28 178V177H27ZM40 178V177H39ZM38 178V179H39ZM73 178V177H72ZM129 178V177H127ZM143 178V179H141ZM147 178V177H146ZM145 178V179H146ZM158 178L160 179L158 181ZM184 178V177H183ZM182 178V179H183ZM211 178V177H209ZM208 178V179H209ZM9 179V178H8ZM16 179V178H15ZM65 179V178H64ZM148 179V178H147ZM146 179V180H147ZM150 180H152L151 178H149ZM148 179V181H149ZM157 179V180H156ZM181 179V178H179ZM12 180V179H11ZM16 180V181H17ZM33 180V179H32ZM36 180V179H35ZM56 180V178L54 179ZM69 180V179H67ZM79 180V179H77ZM177 180V179H176ZM1 181H3V179L1 178ZM31 181V180H30ZM65 181V180H64ZM117 181V180H116ZM153 181V180H152ZM154 181H153V185L150 183L151 181H149V185L148 187L153 189L155 186H154ZM162 181V182H161ZM166 181V183H165ZM173 181V179H172ZM187 181V180H186ZM185 181V182H186ZM7 182V181H5ZM9 182V181H8ZM8 182L6 184H8ZM57 182V180L55 181V183ZM67 182V181H66ZM65 182V183H66ZM70 182V180L68 181ZM80 182V181H79ZM78 182V183H79ZM180 182V181H179ZM4 183V182H3ZM38 182H36L37 184ZM75 182H73L74 184ZM77 183V184H78ZM132 183V182H131ZM142 183V184H141ZM148 183V182H147ZM171 183V182H170ZM168 183V184H170ZM227 183V182H226ZM5 184V183H4ZM26 186H27V182L25 183ZM58 184H61V182L58 180L56 186L54 184L55 187H57ZM113 184V183H112ZM144 184V185H143ZM187 184V183H186ZM211 184V183H209ZM223 184V183H222ZM225 184V183H224ZM228 184V183H227ZM3 185V184H2ZM10 185V184H9ZM64 184H61V186L59 187L61 189H63V186ZM68 185V183H67ZM76 185V184H75ZM175 184H171V185H167V189L164 187L162 188L161 190L160 189H155L152 190V192L150 193H157L160 197H158V202L155 200V198L158 196L156 195V197H154L152 194H151V199H153V201L157 202H153L150 197H149V200L151 201V203H153L152 206V210H154L153 208H155V211L157 210V213L153 214L156 215L155 217H157L158 221L159 222H163V223H166L168 225H166V227H169V228H175V226L173 225V220H179L180 217L179 215L183 216L181 219H183V224L187 221V217L185 215H187L189 212V210L187 209V207H191V205L187 206V201L188 200H185V208L182 207V211L180 210V212H178V204L179 201L181 200L179 197L176 198L174 196V189H175ZM215 185V183H214ZM144 186V187H143ZM156 186V187H157ZM171 186V187H169ZM182 186V185H181ZM185 186V185H184ZM200 186V185H199ZM213 186V183L212 185ZM219 187V185H217ZM230 186V184H229ZM68 187V186H65V188ZM75 187V186H73ZM126 187L128 188V190L126 191ZM144 189H143V188ZM155 187V188H156ZM174 187V188H173ZM4 188V187H3ZM58 188V189H59ZM171 189V192H167V190H170ZM178 188V186H177ZM213 188V187H211ZM215 188V187H214ZM226 188V187H225ZM224 188V189H225ZM230 188V187H229ZM232 188V187H231ZM2 189V187H1ZM26 189V188H25ZM52 189V188H51ZM57 190V188H55ZM59 189V190H60ZM166 189V190H164ZM180 189V188H179ZM188 189V187H187ZM190 189V188H189ZM199 189V188H198ZM219 189L216 187V190ZM223 189V188H222ZM4 190V189H3ZM56 190L54 191L53 189V193L55 194ZM70 190V189H69ZM68 190V191H69ZM149 190V189H148ZM157 190H160L161 194L159 191ZM173 190V191H172ZM184 191H187L185 190V188L183 189ZM215 190V191H216ZM227 190V189H226ZM63 190H61L60 192H62ZM118 191V190H117ZM178 191V190H177ZM181 190V193L184 192ZM189 191V190H188ZM215 191H214V196H215ZM219 191V190H218ZM223 191V190H222ZM221 191V192H222ZM245 191V189H244ZM6 192V191H5ZM5 192H3V195L5 194ZM18 192V191H17ZM25 192V190H24ZM128 192V193H127ZM145 192V191H144ZM173 192V193H172ZM175 192H176V189H175ZM246 192V191H245ZM1 193V192H0ZM58 193V192H57ZM56 193V194H57ZM211 193V192H210ZM27 194V192H26ZM55 194V195H56ZM145 194V193H144ZM147 194V193H146ZM178 194V192H177ZM176 194V195H177ZM180 194V193H179ZM185 194V195H184ZM129 195V196H128ZM182 195V194H181ZM249 195V194H248ZM23 196V195H22ZM52 196V195H51ZM127 196L130 198H128L127 200ZM150 196V195H149ZM183 198L184 196H187V193L184 192L183 193ZM189 196V195H188ZM209 196V195H207ZM25 197V196H24ZM118 197H120V199H118ZM140 197H142L141 199H139ZM191 197V196H190ZM189 197V200L191 199ZM186 198V197H185ZM195 198V197H194ZM211 198V197H210ZM6 199V198H5ZM36 199V198H35ZM38 199V198H37ZM44 199V198H43ZM146 199V198H145ZM193 199V197H192ZM261 199V198H260ZM7 200V199H6ZM4 200V201H6ZM34 200V199H33ZM32 200V201H33ZM184 200V199H183ZM202 200V199H201ZM210 200V199H209ZM252 200V199H251ZM3 201V200H2ZM31 201V202H32ZM80 201V199H79ZM110 201V199H109ZM108 201V202H109ZM113 201V200H112ZM126 201L129 202L126 203ZM142 201V202H141ZM182 201V200H181ZM194 201V200H192ZM40 202V201H39ZM115 202V201H114ZM113 202V203H114ZM141 202V203H140ZM205 202V201H204ZM254 202V201H253ZM259 202V201H258ZM110 203V202H109ZM145 203V202H144ZM190 204L191 203H195V202H189ZM188 203V204H189ZM261 203H264V202H261ZM126 204H128L126 206ZM36 204H34V207H35ZM256 205V204H255ZM43 206V205H42ZM41 206V207H42ZM197 206V205H196ZM239 206V205H238ZM242 206V205H240ZM262 206V205H261ZM259 206V207H261ZM146 207V205H145ZM243 207V206H242ZM38 208V207H37ZM85 208V207H84ZM147 208V207H146ZM192 208V207H191ZM148 209V208H147ZM236 209V208H235ZM234 209V210H235ZM10 210V209H9ZM151 210V209H150ZM151 210V211H152ZM255 210V209H254ZM260 210V209H259ZM33 211V210H32ZM10 212V211H9ZM36 212V211H35ZM42 212V211H40ZM45 212V211H44ZM150 211H148L149 213ZM235 212V211H234ZM240 214H241V211H239ZM243 212V211H242ZM147 213V212H146ZM181 213V214H180ZM187 213V214H186ZM229 213V212H228ZM238 212H236L237 214ZM37 214V212H36ZM97 214V213H96ZM234 214V215H236ZM7 215V213H6ZM99 215V214H98ZM152 215V214H151ZM227 215V214H226ZM233 215V218H236V216ZM36 216V215H34ZM33 216V217H34ZM176 216H178L179 219H176ZM238 216H241V215H238ZM8 217V216H7ZM46 217V216H45ZM145 216H143L142 218H144ZM147 217V216H146ZM150 217V214L149 216ZM155 217H154V220L153 217L151 222H155ZM187 219H186V218ZM192 217V216H191ZM204 217V216H203ZM224 217V216H223ZM242 218H244V216H241ZM246 217V216H245ZM251 217V216H250ZM101 218V217H100ZM151 218V217H150ZM185 218V219H184ZM201 218V217H200ZM229 217L227 216V219ZM110 219V220H109ZM194 219V218H193ZM203 220H206L205 218H202ZM239 219L238 217L235 219L237 220ZM18 220V219H16ZM15 220V221H16ZM20 220V219H19ZM33 220V219H32ZM185 220V221H184ZM189 220V219H188ZM200 220V219H198ZM212 220V219H211ZM231 220V219H230ZM229 220V221H230ZM243 220H246V219H243ZM158 221L155 222V224H158ZM221 221V220H220ZM226 221V220H225ZM233 220H231L232 222ZM31 222V221H30ZM139 222H141L139 220ZM180 222V220L178 221ZM214 222V221H213ZM217 222V221H216ZM215 222V224H216ZM227 222V221H226ZM240 223L242 222L239 221ZM250 222V220H249ZM261 222V221H260ZM20 223V222H19ZM32 223V222H31ZM143 223V222H142ZM182 223V222H181ZM190 223V222H188ZM203 223V221H202ZM206 223V221H205ZM209 223V222H208ZM212 223V221L210 222V224ZM224 223V222H223ZM228 223V222H227ZM235 223V222H233ZM239 223V224H240ZM245 223V221H244ZM15 224V223H14ZM42 224V223H41ZM153 223H151V225H155ZM187 224V222H186ZM187 227H189V225H186ZM207 224V223H206ZM219 224V223H218ZM237 224V223H235ZM246 224V223H245ZM39 225V224H37ZM129 225V224H128ZM139 225V224H138ZM137 225V226H138ZM145 225V224H144ZM199 225V223H198ZM203 225V224H202ZM208 225V224H207ZM217 225V224H216ZM220 225V224H219ZM17 226V225H16ZM136 226V227H137ZM142 226V225H141ZM209 226V225H208ZM211 226V225H210ZM237 226V225H236ZM2 227V226H1ZM0 227V228H1ZM34 227V226H33ZM130 227V226H129ZM139 227V226H138ZM150 227V226H149ZM152 227H155V226H152ZM158 227V226H157ZM233 227V226H232ZM96 228V229H97ZM142 228V227H140ZM147 227H145V230H148L146 229ZM215 228V227H214ZM217 228H218V225H217ZM245 228V227H244ZM247 228V227H246ZM258 228V227H257ZM18 229V228H17ZM143 229V228H142ZM156 229V228H155ZM154 229V231H155ZM159 229V228H158ZM12 230V228H11ZM10 230V232H11ZM16 230V229H15ZM19 230V229H18ZM131 230V229H130ZM141 230V229H140ZM139 230V231H140ZM143 229L144 232H147L148 231H145ZM150 232L152 234V231L153 229L150 228ZM160 230V229H159ZM173 230V229H172ZM231 230V229H230ZM247 230V229H246ZM245 230V231H246ZM260 230V229H259ZM21 232V230H19ZM137 231V230H136ZM135 231V232H136ZM229 231V230H228ZM239 231V230H238ZM251 231V230H250ZM3 232V231H2ZM9 232V233H10ZM16 232V231H15ZM37 232V231H36ZM43 232V231H42ZM45 232V231H44ZM47 232V231H46ZM149 232V234H150ZM169 232V231H168ZM168 232H166V236L168 235ZM174 232V231H173ZM237 232V231H236ZM234 232V233H236ZM244 232V231H243ZM247 232V231H246ZM253 232V231H252ZM261 232V231H260ZM32 233V232H30ZM38 233V232H37ZM130 233V231H129ZM134 233V231H133ZM140 233V232H139ZM138 233V234H139ZM142 233V232H141ZM227 233V232H226ZM225 233V234H226ZM23 234H26L25 231H23ZM33 234V233H32ZM39 234V233H38ZM46 234V233H45ZM148 234V240H150V237H152L154 234H151L149 235ZM163 235V233H161ZM160 234V236H161ZM164 234H165V231H164ZM174 234V233H173ZM238 234V233H237ZM243 234V233H242ZM252 234V233H251ZM48 235V234H47ZM199 235V234H197ZM255 235V234H254ZM253 235V236H254ZM14 236V235H13ZM43 236V235H42ZM46 236V235H45ZM136 236V234H135ZM138 236V235H137ZM140 236V234H139ZM141 236H144L143 234ZM139 237L140 239L142 237ZM150 236V237H149ZM200 236V235H199ZM219 236V235H217ZM227 236V235H226ZM224 236V237H226ZM232 236V235H231ZM239 236V234H238ZM241 236V235H240ZM258 236V235H257ZM10 237V236H9ZM175 237V236H173ZM220 237V236H219ZM230 237V236H229ZM235 238L232 239V241L235 239L236 241L238 240L237 238H240V237H236L234 236ZM243 237V236H241ZM256 237V236H255ZM8 238V237H7ZM6 238V239H7ZM73 238V237H72ZM137 238V239H139ZM45 239V238H44ZM146 240V238H143ZM164 239V240H163ZM162 241L165 242V238H163ZM176 239H179V238H176ZM231 239V238H230ZM13 240V239H11ZM167 240V243H158L160 244L158 246L157 242V246L159 247V249H157V246H156V249L159 250L160 254H158V252L155 254L156 257H159V261L156 257H154L153 254H150V255H153V257L155 258V260H157L158 262H160V264H177V263H180V264H183L185 261H187V255L184 254V249L183 250H180V247L181 249L182 248H185L184 245L187 246V244H182L181 245V242L179 240H176L179 241L180 243V247L178 248V245H174L176 244V242L174 244H171L169 243V239H166ZM174 240V239H173ZM234 240V243L236 242ZM244 240V239H243ZM249 240V238H248ZM254 240V239H253ZM131 242V240H129ZM153 242V240H150ZM175 241V240H174ZM172 241V243L174 242ZM217 241V240H216ZM226 241V239H225ZM224 241V243H225ZM232 241H230L232 243ZM240 241V243L242 242V240H238ZM14 242V241H13ZM151 242V243H152ZM229 242V241H227ZM249 242V241H248ZM147 243V241H146ZM148 243H150L148 241ZM183 243V242H182ZM239 243V244H240ZM244 243V241H243ZM242 243V244H243ZM15 244V242L13 243ZM12 244V245H13ZM132 244H134L132 242ZM140 244V243H139ZM230 243H228L229 245ZM238 244V243H237ZM8 245V244H7ZM6 245V246H7ZM236 245V244H235ZM244 245V244H243ZM11 246V245H10ZM14 246V245H13ZM154 246V245H152ZM232 245H230L231 247ZM234 246V245H233ZM232 246V247H233ZM248 246V244H247ZM254 246V245H253ZM140 247V245H139ZM155 247V246H154ZM256 247V246H255ZM4 248V247H3ZM133 249V248H132ZM130 249V250H132ZM136 251L134 250L131 251V253L133 252V258L132 260H138L137 262L139 263V260H140V253H144L143 251H141L139 248H135ZM141 252H139V250ZM155 249V252L157 251ZM241 249V248H240ZM239 248L237 250H240ZM9 250V249H8ZM188 250V249H187ZM250 250V249H249ZM255 250V249H254ZM13 251V250H12ZM145 251V250H144ZM183 251V252H182ZM186 251V250H185ZM242 251V249H241ZM251 251V250H250ZM146 253H150V251H145ZM232 252V251H231ZM9 254V252H7ZM141 253V254H142ZM243 253V251H242ZM249 253V252H248ZM145 254V253H144ZM143 254V255H144ZM5 255V254H4ZM149 255V257H150ZM8 256V255H7ZM37 256V255H36ZM148 256V255H147ZM142 257V256H141ZM152 257V258H153ZM3 258V257H2ZM5 258V257H4ZM8 259V258H7ZM32 259V258H31ZM142 259V258H141ZM149 259V258H148ZM246 259V258H244ZM151 260V259H150ZM262 260V259H261ZM2 261V260H1ZM141 263L143 262V260H140ZM156 261V262H157ZM257 261V260H256ZM136 262V264H137ZM153 262V261H152ZM182 262V263H181ZM199 262V261H198ZM262 262V261H261ZM246 263V262H245ZM244 263V264H245ZM140 264V263H139ZM143 264V263H142ZM148 264V263H147ZM155 264V263H154Z\"/></svg>",
	"mask_w": 264,
	"mask_h": 264
}]
</instances>
